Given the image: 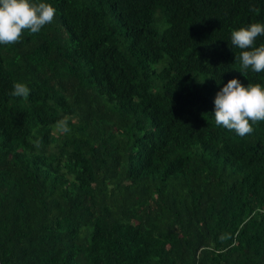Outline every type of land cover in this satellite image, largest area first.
<instances>
[{
	"label": "trees",
	"instance_id": "16d2710c",
	"mask_svg": "<svg viewBox=\"0 0 264 264\" xmlns=\"http://www.w3.org/2000/svg\"><path fill=\"white\" fill-rule=\"evenodd\" d=\"M40 2L53 22L0 45V264H264V122L212 116L264 86L230 43L264 0Z\"/></svg>",
	"mask_w": 264,
	"mask_h": 264
},
{
	"label": "clouds",
	"instance_id": "9594fccd",
	"mask_svg": "<svg viewBox=\"0 0 264 264\" xmlns=\"http://www.w3.org/2000/svg\"><path fill=\"white\" fill-rule=\"evenodd\" d=\"M249 11L258 13L252 6ZM55 9L40 0H0V45L8 46L20 43L25 33L37 34L46 25L53 22ZM264 36V24L251 23L230 33L231 45L239 49L234 61H238L241 73L251 69L255 73L264 72V44L255 46L258 37ZM30 89L26 84L16 82L10 95L26 99ZM215 125L243 138L251 135L253 125L264 122V86L259 83H241L239 79H230L214 98ZM59 133L70 132L68 120L56 122ZM37 148L41 140L34 141Z\"/></svg>",
	"mask_w": 264,
	"mask_h": 264
}]
</instances>
